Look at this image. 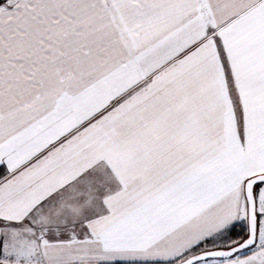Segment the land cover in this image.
<instances>
[{
	"label": "snow or ice",
	"instance_id": "obj_1",
	"mask_svg": "<svg viewBox=\"0 0 264 264\" xmlns=\"http://www.w3.org/2000/svg\"><path fill=\"white\" fill-rule=\"evenodd\" d=\"M0 264H264V0H0Z\"/></svg>",
	"mask_w": 264,
	"mask_h": 264
}]
</instances>
